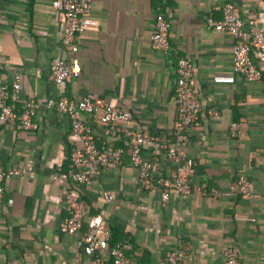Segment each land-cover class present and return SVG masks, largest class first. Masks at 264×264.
I'll list each match as a JSON object with an SVG mask.
<instances>
[{"label":"crops","instance_id":"obj_1","mask_svg":"<svg viewBox=\"0 0 264 264\" xmlns=\"http://www.w3.org/2000/svg\"><path fill=\"white\" fill-rule=\"evenodd\" d=\"M227 1L245 20L256 12L264 28V0H92L95 23L78 36L81 73L58 84L51 61L69 55L62 44V14L52 0H0V85L12 91L20 76L12 99L19 113L28 99L44 103L92 93L131 109L130 126L173 138L177 61L187 56L196 65L201 124L186 147L196 162L192 194L175 193L164 202L158 190L143 189L125 138L116 143L124 145L121 164L75 185L88 215L103 214L132 264H166L180 245L189 247L184 264H226L228 247L237 250L242 264H264V78L249 81L236 73L234 39L210 24L223 19ZM160 12L171 21L167 53L151 47ZM220 74L235 81H214ZM85 119L105 137L93 116ZM34 120L38 128L31 130L19 121L0 123V164L23 167V174L6 181L0 203V264H88L80 235L60 229L69 214V178L54 179L71 162V119L42 107ZM142 153L164 174H175V162L159 144L144 143ZM241 176L252 182L250 192L238 189ZM102 189L112 191L113 201H106ZM107 264H115L109 256Z\"/></svg>","mask_w":264,"mask_h":264},{"label":"built area","instance_id":"obj_2","mask_svg":"<svg viewBox=\"0 0 264 264\" xmlns=\"http://www.w3.org/2000/svg\"><path fill=\"white\" fill-rule=\"evenodd\" d=\"M52 8L62 14V44L68 50L67 57L56 56L51 61V72L54 81L64 84L81 73L78 58V36L95 23L91 16L92 0H52ZM224 17L219 21H210L218 31L226 32L234 39L233 70L249 81L264 78V28L260 25L259 16L253 12L245 20L236 4L227 1L223 5ZM170 19L162 12L155 16V28L150 36L152 49L167 53L171 49ZM197 71L196 65L187 57L179 56L177 61V77L175 100L177 105L176 119L173 126V138L151 134L130 126L133 119L131 109L108 102L92 93L81 98L68 95L48 98L44 103L28 99L21 112L14 101L21 88L20 76H17L12 91L7 85H0V123L13 124L19 121L25 130L38 128L34 120L42 107L56 110L68 115L71 119L70 151L72 163L66 175L57 172L54 179L60 180L64 175L69 178V185L64 194L65 207L69 214L60 229L63 233L80 235L85 252L90 256L88 264H107V256L115 264H132L125 255L122 242L110 243V232L103 214L89 216L87 203L75 185L86 184L97 178L103 168L122 163L124 145L117 146L124 138L130 149L133 165L138 168V183L147 190H158L164 202H169L177 193L190 195L194 191L193 178L196 173V162L187 153L186 147L190 133L201 124L200 113L202 101L195 90L193 79ZM214 81L233 83V75H215ZM13 99V100H12ZM216 114V111H213ZM85 116H93L105 127V137H99ZM237 123L232 126L236 133ZM144 143H157L176 165L175 174L168 175L161 171L157 161L146 158L142 153ZM1 159V151H0ZM23 174V167L13 164L5 168L0 164V203L5 195V183L13 176ZM252 182L245 176L238 179V189L250 192ZM107 202L114 199L111 190L102 189ZM87 229L82 232L84 223ZM188 245H180L166 257V264H184L188 254ZM226 264H242L238 252L233 247L225 250Z\"/></svg>","mask_w":264,"mask_h":264},{"label":"trees","instance_id":"obj_3","mask_svg":"<svg viewBox=\"0 0 264 264\" xmlns=\"http://www.w3.org/2000/svg\"><path fill=\"white\" fill-rule=\"evenodd\" d=\"M70 158H71V155H70ZM71 163H72V159H71V162H69L67 164V166H64V169H63L64 170V172H63L64 175L67 174ZM109 232H110V243L113 245V244L118 242V239L116 237H114V233H113V230L111 228L109 229Z\"/></svg>","mask_w":264,"mask_h":264}]
</instances>
